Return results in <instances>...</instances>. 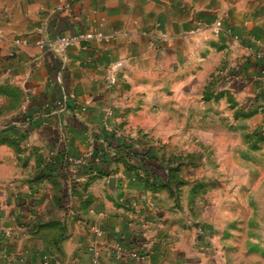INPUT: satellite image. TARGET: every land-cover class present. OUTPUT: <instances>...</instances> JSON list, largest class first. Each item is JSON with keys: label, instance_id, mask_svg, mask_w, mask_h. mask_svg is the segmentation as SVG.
Masks as SVG:
<instances>
[{"label": "crops", "instance_id": "obj_1", "mask_svg": "<svg viewBox=\"0 0 264 264\" xmlns=\"http://www.w3.org/2000/svg\"><path fill=\"white\" fill-rule=\"evenodd\" d=\"M87 31L109 39L64 57L39 45ZM0 77L20 96L0 116V264H264L252 210L190 231L181 164L149 167L116 147L143 150L121 130L133 108L195 94L227 108V151L264 185V0H0ZM163 135L159 154L187 153L186 136ZM256 193L244 180L229 199L263 201Z\"/></svg>", "mask_w": 264, "mask_h": 264}, {"label": "rangeland", "instance_id": "obj_2", "mask_svg": "<svg viewBox=\"0 0 264 264\" xmlns=\"http://www.w3.org/2000/svg\"><path fill=\"white\" fill-rule=\"evenodd\" d=\"M13 89L11 86L0 82V98L4 99V102L0 99V103H2L0 104V116L9 109L14 108V105L8 106L20 97ZM206 93L208 94V91H205L204 98H208ZM180 94L179 92L177 96L175 94L171 95L172 103H170V106L163 105L165 100L162 98L158 100L156 99L157 96H154L155 99L148 101L147 105L143 102L146 106L133 108L135 109L134 113L137 110L139 112L136 113L137 115L133 120L130 116L127 121L122 122V132L130 137V142L143 145L144 147L141 146L143 149L148 146L154 147L162 162L167 161L172 165L177 163L176 167L181 164L183 179L189 183L187 186L182 187V200L184 213L188 220L187 227L190 231L195 230L197 234H201L205 228L217 232L218 227L210 226V223L226 227L229 221L228 216H231L234 212H240L243 217L244 213L252 210V220L249 224L251 227L250 243L254 245L261 242L263 244L264 185L257 179L258 170H244L245 158L242 155L229 154L227 151L228 145L233 143L230 140L233 125L227 122V117L222 115L224 111H228L227 108H217L209 102L201 104L202 98H196L195 94H190L187 105H181L177 101ZM196 101L198 103H195ZM122 109L119 108V111H122ZM131 113L133 112H128V115H131ZM167 115H170L172 119H181V121L162 122L163 117L166 118ZM218 115L223 118L222 120L219 119V122L216 121ZM164 130H168L172 136L182 134V136L187 137L186 154L165 155L164 153H158L156 148H159L161 152L164 145L169 143V141L163 139ZM222 146L224 148H221ZM260 157L257 154L253 155L252 159L258 163ZM235 166L237 169H235ZM250 174L253 177L252 179ZM244 180L246 182L248 180L257 192V197L263 199V201L249 204L230 202L229 198L234 196L239 184L243 186ZM195 183L198 188H193L194 191L192 192V184L195 185ZM240 194H243V190H240ZM242 217L236 214V218L231 220V226L235 229L242 228L244 221Z\"/></svg>", "mask_w": 264, "mask_h": 264}, {"label": "built area", "instance_id": "obj_3", "mask_svg": "<svg viewBox=\"0 0 264 264\" xmlns=\"http://www.w3.org/2000/svg\"><path fill=\"white\" fill-rule=\"evenodd\" d=\"M220 21H216L214 24V32L217 34L220 30ZM109 37L102 34L101 32H80L74 34H60L55 36L54 38L43 37L39 41L40 46H46L49 50L55 52L59 56L64 57L65 51L71 46H78L80 48H86L88 42L91 40L98 41H108ZM18 42V40H16ZM116 83V77L114 74L109 75L107 79V85L113 86ZM64 101V98H62ZM63 103V102H62ZM60 102V107H63V104ZM107 116L112 115L111 108H107L106 110Z\"/></svg>", "mask_w": 264, "mask_h": 264}, {"label": "trees", "instance_id": "obj_4", "mask_svg": "<svg viewBox=\"0 0 264 264\" xmlns=\"http://www.w3.org/2000/svg\"><path fill=\"white\" fill-rule=\"evenodd\" d=\"M124 143V144H123ZM130 143V142H129ZM122 146L123 148L126 149V154L125 156H132L133 158H135L136 160H141L142 163H146L148 164L149 163V167H150V163L152 162H155V163H158L160 164V159H159V156L157 155V153H154L153 149L150 148V147H147L146 149H143L141 152H139L138 154L135 152H129L130 148H131V145L129 144H126V142H122V144H118L116 145V147H120ZM128 150V151H127ZM115 151V150H114ZM115 153V152H114ZM118 153V152H117ZM114 155V154H113ZM117 155V154H115ZM139 156V158L137 156ZM100 161H107V157L106 155L105 156H102V159ZM124 162L127 164V163H130V162H127V160H124ZM161 165V164H160ZM146 172V171H145ZM147 173V172H146ZM148 174V173H147ZM166 175L163 177L166 179Z\"/></svg>", "mask_w": 264, "mask_h": 264}]
</instances>
